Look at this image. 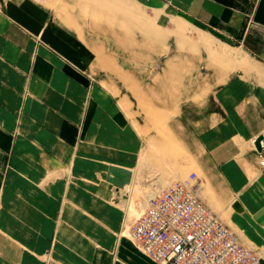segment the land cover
Returning <instances> with one entry per match:
<instances>
[{
	"label": "crops",
	"instance_id": "crops-1",
	"mask_svg": "<svg viewBox=\"0 0 264 264\" xmlns=\"http://www.w3.org/2000/svg\"><path fill=\"white\" fill-rule=\"evenodd\" d=\"M130 1L139 7L132 10L161 19L165 14L182 23L176 12L185 13V27L198 31L189 40L198 43L203 67L196 70L189 53L185 70L168 66L182 56L177 25L164 29L154 21L160 35L138 40L151 45L138 58L162 65L133 71L119 62L130 58L109 55L96 40H86L76 20L62 21L54 9L32 0H0V250L22 251V264H40L30 252L42 251L53 231V247L65 264H85L93 240L110 247L119 211L93 190L78 195L77 178L69 182L71 202L64 199L60 211L55 207L61 186L56 174L80 160L90 165L81 177L87 186L99 177L115 187L138 180L159 188L153 193L178 179L179 169L193 171L201 198L264 257V167L254 145L258 135L264 142V0ZM135 75L149 77L140 79L137 90L144 106L128 86ZM171 75L187 76L185 109L184 102L164 103L165 96L154 91L158 82V93L179 90L165 87ZM152 109L166 113L165 126L150 119ZM168 139L182 154L166 158L174 167L162 169ZM43 174L50 180L44 184ZM3 230L16 242H4ZM115 250L118 261L109 264H157L125 237L116 239Z\"/></svg>",
	"mask_w": 264,
	"mask_h": 264
},
{
	"label": "rangeland",
	"instance_id": "rangeland-1",
	"mask_svg": "<svg viewBox=\"0 0 264 264\" xmlns=\"http://www.w3.org/2000/svg\"><path fill=\"white\" fill-rule=\"evenodd\" d=\"M35 3H38L44 7L46 5L48 8L54 9V17L58 19H62V21L67 22H78L79 25H82V29L80 30V34L84 35V38L86 40L94 39L96 40L95 46L99 48V50H105L108 52L109 55H118L125 56L127 60H123L119 58L120 65L123 67H128L130 70L133 71H139V69H143L145 65H150L151 67H160L162 65V60H155L151 58H142L139 60V55L142 52V49L144 46L150 47V43L148 44H139L138 40L144 39V40H150L154 38L155 36L160 35V28L159 26L155 24V20H157L158 24L161 25L164 29H166V26L175 27L177 25L180 31L179 36V43L177 45L178 50L182 54L178 60L172 61V63H169L168 66L179 67L180 68H187L186 63V56L187 53L194 59V66L196 70L199 68H202V61H203V53L198 48V43H193L190 39L192 34L197 35L194 31H191V29H187L185 27V13H182V11H177L176 14L180 17L184 18V22H180L182 20H176L172 17H167L165 14H163V18L156 17V13L147 11L146 13L144 11L143 14H141L138 11H135L132 8L138 9L139 7L134 6V3L130 0H32ZM164 2H169V0H163ZM250 5H252V2H249ZM67 8V10H66ZM159 18V19H158ZM161 19V20H160ZM76 20V21H75ZM196 24L200 25L202 24L199 20H195ZM73 23V24H74ZM180 23V24H179ZM169 31V30H168ZM145 36V37H143ZM90 38V39H89ZM147 43V42H146ZM89 45H92V43H88ZM85 49H87L90 54L93 55V52L85 45H83ZM160 46V45H158ZM168 50V47L166 46L164 50L161 52V54H165ZM177 50V49H176ZM177 50V51H178ZM180 54V55H181ZM197 72V71H196ZM192 77H189L191 79ZM140 79L142 81L149 79V77L145 76H131L128 80V86L133 91L138 105H145V101H141L139 98L138 93V85L140 83ZM187 76H180V75H171L166 76V80H168L165 87H172V88H178L177 91H167V92H156L158 88L160 87L161 83L158 82L154 86V91L156 94H163L165 98H161L162 101L171 103H180V105L183 107L184 102V109L186 108V101L184 100V97L186 96V91L184 88L187 86L186 82ZM193 79H196V85L201 84L202 77L201 76H195ZM159 91V90H158ZM154 93V94H155ZM169 95V98L167 99L166 96ZM196 95V94H195ZM201 95V94H200ZM163 96V97H164ZM157 103H160V99H155ZM196 103L200 101V97L196 96L195 98ZM137 107V106H136ZM148 116L150 119H152L154 124L158 127L165 126V120H166V113L160 111V110H148ZM12 133L15 134L16 130H12ZM167 146H168V152L165 151L163 153V164L162 169L171 168L174 167V164H171L170 161H167L166 158L172 156L174 159V156L176 154L178 156H181L182 152L180 149H177V147H173V143L168 139L167 140ZM170 160V159H169ZM73 164L74 162H70ZM174 163V161H173ZM71 164L64 165L61 171H59L58 175L56 174L58 181L61 182V186L58 190V198L57 203L55 207L57 208V211H60V206L65 200H68L71 202V199L69 198L70 195L73 196L70 192V186L69 182L72 183L75 178H77L78 183V195H91V192L93 190V194L100 197V199H104L107 203L114 206L115 209L119 211V217L116 221V226L110 229V234H112V238L114 237V241L111 242L109 245L110 247L103 246L100 242L93 240V243H89L88 245V251H86V255L89 256H83L84 253H80L81 257L83 258V261L85 264H109L113 261H118V257H116V239L118 237H125L128 239L133 245V241L129 237V225L131 221L134 219L136 215L139 214V212L143 209L146 199L149 195H151L153 192L157 191L159 188L154 187H148L144 185V182H139L136 180L134 184H130L124 187H115L114 184H107V181L102 180V178H96L94 179L93 183L90 185H86L82 181H84L82 177L89 174L90 171V165L84 161H78V163L73 164L71 167ZM103 166V165H102ZM102 167H98V170H102ZM105 168V166H104ZM86 171V172H85ZM84 172V173H83ZM94 173V171H92ZM91 174V173H90ZM188 173L182 172L181 169H179L178 173L176 172L175 177H178V179H181L185 177ZM176 179H173V181ZM50 181L49 175H44L41 183H46ZM172 181V182H173ZM171 182V183H172ZM198 182H200L198 180ZM62 183H64L62 185ZM68 183V184H67ZM169 182L165 179L162 182V186H166ZM68 185L67 187H65ZM105 185V186H104ZM96 186H98V191H96ZM93 187V188H92ZM108 187L110 189L109 194H104L105 188ZM198 193L200 195L199 185H198ZM70 194V195H69ZM75 194V193H74ZM105 196L104 198H102ZM107 196V197H106ZM201 196V195H200ZM202 197V196H201ZM63 201V202H62ZM67 207L69 204H67ZM86 204H78V210L83 212L85 215H92L94 218L93 220H96L97 222H101V220L96 218L92 213L88 212V210L85 208ZM1 208V203H0ZM73 207H69L67 209H71ZM62 210V209H61ZM68 223V220L65 221ZM57 223V221H56ZM55 231L52 232V234L47 237V245L42 249V251H33L30 252V255L33 259L40 261V264H65L63 261H60L61 257L58 255L57 250H55V247H53V244L55 241ZM3 237L4 242L7 239L11 242H16L15 237H11L7 234L5 230H3ZM82 238H88L87 235H81ZM21 244V243H20ZM5 244L3 243L2 247ZM135 246V245H134ZM254 246V245H253ZM20 248H23V246H19ZM136 247V246H135ZM137 248V247H136ZM255 250L258 253V261L260 259L264 258L263 255H261L258 252V249L256 246H254ZM103 251L104 253H107V256H102L98 251ZM19 251V250H18ZM19 253L18 259H11L12 255H16ZM24 252H10L6 250H0V258L3 260H0V264H22L24 259ZM27 255V254H26ZM60 257V258H59ZM148 257V256H147ZM149 258V257H148ZM109 261V262H106ZM67 264H71L67 261Z\"/></svg>",
	"mask_w": 264,
	"mask_h": 264
},
{
	"label": "built area",
	"instance_id": "built-area-1",
	"mask_svg": "<svg viewBox=\"0 0 264 264\" xmlns=\"http://www.w3.org/2000/svg\"><path fill=\"white\" fill-rule=\"evenodd\" d=\"M256 149L264 167V142ZM193 171L149 195L129 225L134 245L157 264H257L258 253L198 193Z\"/></svg>",
	"mask_w": 264,
	"mask_h": 264
},
{
	"label": "water",
	"instance_id": "water-1",
	"mask_svg": "<svg viewBox=\"0 0 264 264\" xmlns=\"http://www.w3.org/2000/svg\"><path fill=\"white\" fill-rule=\"evenodd\" d=\"M262 139V137L260 135L256 136L255 139H254V145L256 147V149H259L260 148V145H259V141Z\"/></svg>",
	"mask_w": 264,
	"mask_h": 264
},
{
	"label": "bare ground",
	"instance_id": "bare-ground-1",
	"mask_svg": "<svg viewBox=\"0 0 264 264\" xmlns=\"http://www.w3.org/2000/svg\"><path fill=\"white\" fill-rule=\"evenodd\" d=\"M197 177V176H196ZM129 234V233H128Z\"/></svg>",
	"mask_w": 264,
	"mask_h": 264
}]
</instances>
